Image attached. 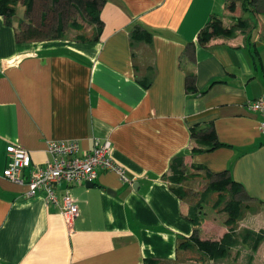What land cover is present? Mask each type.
<instances>
[{
  "label": "crops",
  "instance_id": "obj_1",
  "mask_svg": "<svg viewBox=\"0 0 264 264\" xmlns=\"http://www.w3.org/2000/svg\"><path fill=\"white\" fill-rule=\"evenodd\" d=\"M262 1H246L245 10L244 0H104L97 40L98 25L64 1L34 0L26 16L20 0L12 25L0 14L1 264L175 262L194 231L192 195L206 189L211 172L228 171L241 186L238 232L264 233V134L250 107L264 94V26L254 13L264 12ZM74 9L89 35L75 22L73 37L62 33ZM213 16L234 32L202 44L199 33ZM43 17L54 22L55 34L23 39L29 24L46 25ZM196 126L213 130L215 140L201 131L194 137ZM49 140H77L86 152L110 140L113 159L134 181L102 171L91 186H72L80 214L68 223L43 193L28 196L26 185L3 176L10 145L25 147L32 163L43 165ZM215 141L220 145L210 149ZM180 156L192 192L184 199L169 180ZM66 187L58 186L60 196ZM214 194L202 209L200 237L220 240L229 231L226 219L204 218L214 211ZM257 250L264 251V240Z\"/></svg>",
  "mask_w": 264,
  "mask_h": 264
},
{
  "label": "trees",
  "instance_id": "obj_2",
  "mask_svg": "<svg viewBox=\"0 0 264 264\" xmlns=\"http://www.w3.org/2000/svg\"><path fill=\"white\" fill-rule=\"evenodd\" d=\"M20 0H0V14L3 15L6 19V23L12 25V18L16 13V5ZM26 3V16H30L29 14L32 11L33 1L34 0H23ZM60 1H64L67 4H73L78 9L79 7L84 9L86 15L89 17L90 20L88 22H92L98 25V32L94 36V39H99V34L103 28V21L100 17L99 7L103 3L104 0H53L54 3H60ZM251 2L254 5H257L262 0H244V7L247 10V2ZM263 2V1H262ZM264 3V2H263ZM229 8L233 11L236 9V4L234 1L229 3ZM256 10V8H255ZM257 11V10H256ZM83 15V14H81ZM44 21H42V24ZM22 29V28H21ZM23 32V39H40L43 37L41 30L38 27H34L33 25L29 24L27 29H22ZM234 32L233 28L226 29L223 26L222 20L217 16H213L212 20L201 30L199 33V41L202 44H206L210 41L213 37L219 35H232ZM56 38H61L62 35L58 34L55 36ZM87 38L80 37V40H85ZM200 130L198 126L193 127L192 133L195 137L199 135L198 133L201 131L203 132V136L209 139L215 140V133L214 131L210 130ZM220 144L218 141H215L210 146V149L218 147ZM194 152H200L201 149L194 148ZM184 164V158L182 156L175 158L171 162V174L169 175V180L171 182V189L174 193H176L180 198L184 199L188 195L192 194L191 190L184 186V182L188 180V176L186 174V168ZM209 184L207 185L206 189L200 194H193L192 197L196 198V203L193 204L189 210L188 218L193 223L194 231L193 234L185 240L181 245L183 248H191L196 247L201 253L203 258H210L212 260H221L229 256L231 253V249L238 245L240 242L247 243L252 242V246L254 250H257L259 244L264 240V233H258L252 229L245 228L242 232H238L236 230V222L241 218L242 215V202L237 197L240 193L241 186L238 182L233 180L231 176L228 175V171H224L221 173H210ZM215 178V179H214ZM211 193L218 194V203H224V206L219 209L220 213L224 212L228 215L226 219V225L230 227L229 231L224 234V236L220 240H210V239H203L200 237V227L202 225V209L204 204L208 201V196ZM228 195V197L226 196ZM242 235V237H241ZM241 239V240H239ZM180 245V246H181Z\"/></svg>",
  "mask_w": 264,
  "mask_h": 264
},
{
  "label": "built area",
  "instance_id": "obj_3",
  "mask_svg": "<svg viewBox=\"0 0 264 264\" xmlns=\"http://www.w3.org/2000/svg\"><path fill=\"white\" fill-rule=\"evenodd\" d=\"M250 107L260 114V129L264 134V94L251 101ZM111 150L110 140H97L90 152L83 151L77 140H49L47 152L50 158L42 165L32 163L30 151L25 147L10 145L3 176L26 185L28 196L43 193L46 205L57 206L70 223L80 214L72 186L94 182L102 171L115 172L123 182L133 183L134 179L129 178L124 167L113 159ZM62 183L67 187L60 196L57 190Z\"/></svg>",
  "mask_w": 264,
  "mask_h": 264
},
{
  "label": "rangeland",
  "instance_id": "obj_4",
  "mask_svg": "<svg viewBox=\"0 0 264 264\" xmlns=\"http://www.w3.org/2000/svg\"><path fill=\"white\" fill-rule=\"evenodd\" d=\"M260 5V6H259ZM258 5V9L260 10H264V3L259 4ZM255 14H262L261 18H262V23L264 26V12H257L254 10ZM81 14L78 13L75 9L73 10L72 14H70L69 16L65 17L64 16V26L62 29V33L67 36V37H73L75 30H73L72 27V23L71 22H75L76 24L82 26L84 29L81 31L82 34L84 35H89L90 33V26L87 23V20L82 18L80 16ZM44 18V17H43ZM44 24L46 25H40L38 26L39 29L41 30V33L43 34V36H47L49 37V35H53L55 34V28H54V22L53 21H48L50 18L47 17L44 18ZM40 18L37 19V21H39ZM47 21V23H46ZM74 24V23H73ZM258 25L259 27L261 26V21L258 19ZM73 34V35H72ZM263 35H264V30H263ZM228 197V195H226ZM213 197V198H212ZM211 197L212 203L216 200V204L214 205L213 208V213L209 216V210H206L205 214H204V218L206 217H216L217 219H227L228 215L224 212H219L223 206L224 203L219 204L217 203L218 200V195L214 194ZM238 198L240 199V195L238 196ZM219 208V209H218ZM203 220V217H202ZM240 220V219H239ZM236 222V230L238 229V221ZM225 226L226 228L230 229V227L228 225H226V220H225ZM202 226V225H201ZM210 226L204 227L203 232L204 234H208L209 235V231H210ZM208 233H207V232ZM238 231V230H237ZM247 243H240L236 246H234L231 249V253L229 254V256H227L224 259L221 260H212L210 258H203L202 253H200L196 248L191 247V248H184V251L181 253L180 258H178L175 262H170V263H165V264H264V251L258 253V250H254L253 246L251 248H247ZM260 245V244H259ZM259 247V246H258ZM257 247V249H258ZM255 254L257 255L256 260L254 261L255 258ZM259 254V256H258Z\"/></svg>",
  "mask_w": 264,
  "mask_h": 264
},
{
  "label": "water",
  "instance_id": "obj_5",
  "mask_svg": "<svg viewBox=\"0 0 264 264\" xmlns=\"http://www.w3.org/2000/svg\"><path fill=\"white\" fill-rule=\"evenodd\" d=\"M92 184H93V183H90V182H89V183H87V185H89V186H91ZM0 264H1V263H0Z\"/></svg>",
  "mask_w": 264,
  "mask_h": 264
}]
</instances>
